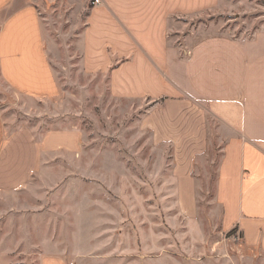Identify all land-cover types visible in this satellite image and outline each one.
<instances>
[{"label": "rangeland", "instance_id": "obj_1", "mask_svg": "<svg viewBox=\"0 0 264 264\" xmlns=\"http://www.w3.org/2000/svg\"><path fill=\"white\" fill-rule=\"evenodd\" d=\"M33 1L60 94L27 98L0 75V110L9 131L75 126L83 148L44 160L21 189L0 192V264H39L43 254L76 264H264V250L247 246L223 221L217 180L230 129L196 102L206 111L207 147L195 161L196 212L185 215L173 177L174 147L156 143L143 124L154 100L116 98L108 74L84 71L86 21L77 18L86 11L72 18L55 0ZM223 8L195 17L187 29L204 21L206 34L248 37L264 28L262 0H223Z\"/></svg>", "mask_w": 264, "mask_h": 264}, {"label": "crops", "instance_id": "obj_2", "mask_svg": "<svg viewBox=\"0 0 264 264\" xmlns=\"http://www.w3.org/2000/svg\"><path fill=\"white\" fill-rule=\"evenodd\" d=\"M263 2V0H262ZM61 13L86 11L81 66L108 74L119 99H152L143 124L156 143L174 147L173 177L182 213L196 212V157L207 147L205 102L232 133L218 169L217 197L226 229L264 250V28L248 37L206 34L201 19L223 13V0H55ZM66 9V10H65ZM75 14V15H74ZM38 4L0 0V75L13 91L52 99L60 84L51 63ZM187 31V32H186ZM56 120V119H55ZM75 127L29 125L16 130L0 110V192L25 186L44 160L83 148ZM39 264H76L43 254Z\"/></svg>", "mask_w": 264, "mask_h": 264}, {"label": "trees", "instance_id": "obj_3", "mask_svg": "<svg viewBox=\"0 0 264 264\" xmlns=\"http://www.w3.org/2000/svg\"><path fill=\"white\" fill-rule=\"evenodd\" d=\"M236 231H237V227H235V228H233L232 230H231V232H235L236 233Z\"/></svg>", "mask_w": 264, "mask_h": 264}, {"label": "built area", "instance_id": "obj_4", "mask_svg": "<svg viewBox=\"0 0 264 264\" xmlns=\"http://www.w3.org/2000/svg\"><path fill=\"white\" fill-rule=\"evenodd\" d=\"M96 3H100V0H95Z\"/></svg>", "mask_w": 264, "mask_h": 264}, {"label": "water", "instance_id": "obj_5", "mask_svg": "<svg viewBox=\"0 0 264 264\" xmlns=\"http://www.w3.org/2000/svg\"><path fill=\"white\" fill-rule=\"evenodd\" d=\"M263 2H264V0H263Z\"/></svg>", "mask_w": 264, "mask_h": 264}]
</instances>
